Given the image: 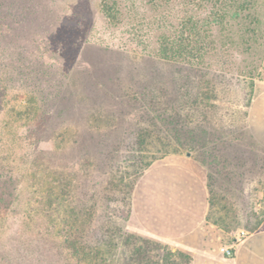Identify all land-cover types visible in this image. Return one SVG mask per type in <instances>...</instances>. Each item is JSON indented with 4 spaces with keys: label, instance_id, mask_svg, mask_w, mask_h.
<instances>
[{
    "label": "rangeland",
    "instance_id": "374dc122",
    "mask_svg": "<svg viewBox=\"0 0 264 264\" xmlns=\"http://www.w3.org/2000/svg\"><path fill=\"white\" fill-rule=\"evenodd\" d=\"M189 17L213 42L203 67L159 60V36ZM1 19L9 27L0 40V264H133L130 252L146 240L163 246L149 251L153 259L182 250L133 219L129 189L145 161L185 162L212 178L197 244L229 257L226 249L264 227V147L246 125L264 88V0H0ZM155 69L177 84L160 90ZM140 72L163 114L141 100ZM164 120L181 123L182 144L157 132ZM139 128L153 132L141 162L129 148ZM217 149L255 164L235 174L210 162Z\"/></svg>",
    "mask_w": 264,
    "mask_h": 264
},
{
    "label": "crops",
    "instance_id": "0c3cea01",
    "mask_svg": "<svg viewBox=\"0 0 264 264\" xmlns=\"http://www.w3.org/2000/svg\"><path fill=\"white\" fill-rule=\"evenodd\" d=\"M247 127L255 142L264 147V88L249 104ZM209 207L204 177L192 165L176 160L151 164L131 193V213L138 229L190 253L191 264H264V227L243 236L229 257L210 242L196 243Z\"/></svg>",
    "mask_w": 264,
    "mask_h": 264
},
{
    "label": "trees",
    "instance_id": "16d2710c",
    "mask_svg": "<svg viewBox=\"0 0 264 264\" xmlns=\"http://www.w3.org/2000/svg\"><path fill=\"white\" fill-rule=\"evenodd\" d=\"M103 12L110 22H114L115 16L109 6H106V5L103 6ZM221 21L222 20H220V22ZM8 27L9 25L7 23H4V21L1 19L0 20V40L4 38L3 34L6 33L5 28H8ZM212 44L213 42L209 38L207 31L205 29H202L201 25L198 26L196 19L189 17L185 21L182 22L181 29L178 31V33L172 36H166L164 34L159 36V47L157 50V57L159 60L165 63L177 64L180 66L186 65V66L203 67L204 65L203 62L206 60V56L212 50ZM152 73L153 74L151 77L153 78L151 79L152 81H154V85L161 84L160 90L165 91L164 85L175 86L177 84V80L175 79L174 76L173 77L170 76L167 78L164 74L158 75L157 69H155ZM135 81L137 82V84L139 85L141 89V96H142L141 100H144L145 102L148 103V109H152V112H158L160 114H163L161 111H158L157 109L152 108V105H154L157 102V100H156V97H154L152 93V89L154 88H151L148 83L151 80H148L142 74V72H140L138 79L137 80L135 79ZM117 83L120 84V83H123V81L118 78ZM246 116H247V113H246ZM157 125H158L157 122H155V126ZM169 125L171 127H169ZM246 125H247V120H246ZM160 127L161 128H157V132H159L160 129L162 131H165L166 133H168V135H166L165 137L176 140L177 144H182L183 139H184L183 135L187 134V133L185 134V131H183V126L181 125V123L178 122V120L173 121V122L164 120ZM136 130L137 131L134 132V135H133L135 136L134 140L136 141H133L132 143H130L131 146L129 148H131L132 150L133 148H136L138 152H141L139 155V159H138V162H141L143 159L147 157L146 153L149 152V149L146 152V148L147 146H150V143L146 139L153 132L149 129L139 128ZM156 137L158 138L159 135ZM166 142L167 141L164 140L159 145L151 146L152 151L151 153H149L151 155L150 159H157L155 154L157 152H161L164 150L165 146L168 144ZM110 150H111V153L114 151L117 152L116 148H112ZM209 154L212 157V159H210V162L215 163V164H220L223 168L229 167L231 170H233L235 174L239 172L243 167H245V165L252 166L255 164L254 161H250V159H243L242 157H239L236 159H228L226 156H222V153L218 149L217 151H213V153L209 152ZM151 164H153L151 163V161H145L144 170L147 169ZM143 171L141 172V174L143 173ZM206 184H207V188L209 192V206L211 207L214 204V193L211 187L212 185L211 177H209ZM133 187L134 185L130 187L129 189L130 194L132 193ZM77 229L79 228L77 227ZM253 230H256V228L250 230L249 232ZM66 241H67L66 244L68 247H71L72 249H75L76 252H78V249L75 243L76 240L66 239ZM145 243L147 244H144L143 246L140 245L134 248L130 252L129 259L133 262V264H191L192 258H191L190 253L183 251V250H175V251L165 250V252H163V254L159 256L157 259H153L149 251L151 249H158L162 245L155 241L149 242V240H146ZM89 264H95V262L89 261Z\"/></svg>",
    "mask_w": 264,
    "mask_h": 264
},
{
    "label": "built area",
    "instance_id": "2783aa9c",
    "mask_svg": "<svg viewBox=\"0 0 264 264\" xmlns=\"http://www.w3.org/2000/svg\"><path fill=\"white\" fill-rule=\"evenodd\" d=\"M226 253H227V255H231L232 254V250L231 249H226V251H225Z\"/></svg>",
    "mask_w": 264,
    "mask_h": 264
}]
</instances>
